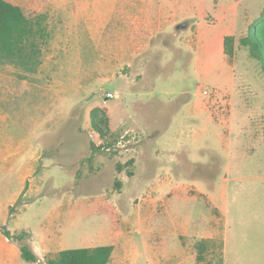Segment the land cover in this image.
I'll return each instance as SVG.
<instances>
[{
	"label": "rangeland",
	"instance_id": "374dc122",
	"mask_svg": "<svg viewBox=\"0 0 264 264\" xmlns=\"http://www.w3.org/2000/svg\"><path fill=\"white\" fill-rule=\"evenodd\" d=\"M8 1L49 37L30 67L0 58V264H199L201 238L213 264H264V67L239 44L264 0Z\"/></svg>",
	"mask_w": 264,
	"mask_h": 264
},
{
	"label": "trees",
	"instance_id": "16d2710c",
	"mask_svg": "<svg viewBox=\"0 0 264 264\" xmlns=\"http://www.w3.org/2000/svg\"><path fill=\"white\" fill-rule=\"evenodd\" d=\"M46 17L38 15L29 17L23 7L8 0H0V58L28 59L26 66H32L31 57L38 51L37 40L46 41L49 31L45 24ZM235 35L224 38V53L233 56L235 52ZM240 45L247 47L252 57L259 59L264 67V7L257 20L249 27L248 34L241 37ZM29 50V51H28ZM105 116L99 117L98 110L93 112L92 125L101 135H106L103 124ZM3 234L20 243L22 257L30 262H39L37 253L25 242L31 240L32 234L26 231L12 233L6 226L2 227ZM197 262L199 264H213L207 259L210 241L201 238L195 243ZM114 251L113 245L90 246L82 248L63 249L46 258V264H109Z\"/></svg>",
	"mask_w": 264,
	"mask_h": 264
},
{
	"label": "crops",
	"instance_id": "0c3cea01",
	"mask_svg": "<svg viewBox=\"0 0 264 264\" xmlns=\"http://www.w3.org/2000/svg\"><path fill=\"white\" fill-rule=\"evenodd\" d=\"M237 16V15H236ZM238 27V26H237ZM230 30H235V28L233 29V27H230L229 26V28H227V29H225V30H223V32L221 33V35H220V38L221 39H223V45H224V38H225V36H227V35H230L231 33H232V31H230ZM224 47V46H223ZM227 56V55H226ZM141 151V150H140ZM199 188V187H198ZM201 191L200 192H202V193H200V194H203V195H205V192L202 190V189H200ZM225 189H219L218 190V192L222 195V196H224L223 197V199L224 198H226L227 199V194H229V192H228V190L229 189H227L226 191H224ZM237 190H243V189H241V187H239V188H237ZM258 190H264V187H262V188H259ZM261 194H263V193H261ZM219 200H220V198H219ZM260 201H264V198H261V199H259ZM231 201H232V199H231ZM217 208V207H216ZM90 247V246H89ZM112 260V259H111ZM111 262V261H110ZM110 264V263H109Z\"/></svg>",
	"mask_w": 264,
	"mask_h": 264
},
{
	"label": "built area",
	"instance_id": "2783aa9c",
	"mask_svg": "<svg viewBox=\"0 0 264 264\" xmlns=\"http://www.w3.org/2000/svg\"><path fill=\"white\" fill-rule=\"evenodd\" d=\"M109 95H110V96H113V94H112V93H110Z\"/></svg>",
	"mask_w": 264,
	"mask_h": 264
}]
</instances>
